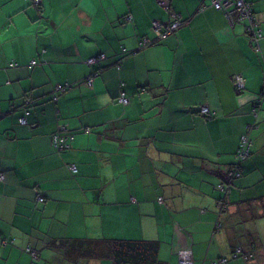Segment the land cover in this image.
I'll return each mask as SVG.
<instances>
[{"label": "crops", "instance_id": "0c3cea01", "mask_svg": "<svg viewBox=\"0 0 264 264\" xmlns=\"http://www.w3.org/2000/svg\"><path fill=\"white\" fill-rule=\"evenodd\" d=\"M248 1L264 34V0ZM174 15L183 25L159 40L153 21ZM143 37L155 41L139 49ZM260 49L211 0H0V264H179L183 248L194 264H262L264 102L253 108L264 35ZM253 124L252 154L224 196L218 184ZM59 128L75 135L63 153L51 143Z\"/></svg>", "mask_w": 264, "mask_h": 264}, {"label": "built area", "instance_id": "2783aa9c", "mask_svg": "<svg viewBox=\"0 0 264 264\" xmlns=\"http://www.w3.org/2000/svg\"><path fill=\"white\" fill-rule=\"evenodd\" d=\"M36 4L40 3V0H34ZM161 6H163L166 9H169V6L165 1L159 2ZM211 6L221 10L224 12L228 22L230 25H234L236 22H245L246 24V32L250 34L251 40L256 43V49L259 50V40L262 37V30L259 28V22L256 20L254 13L251 9V4L247 0H211ZM204 8H201L203 10ZM131 17L127 16L125 20H130ZM184 23V20H182L181 17L174 15L173 19L170 22H161V21H154L152 25L153 31L157 34V38L159 40L167 38L169 35L173 34L175 31H177ZM155 40L144 37L139 42V49H144L148 47L149 45L153 44ZM105 59L104 54H100L98 56L89 58L87 60L88 65H94L101 60ZM37 64L36 60L31 61V66H35ZM11 67H16V63L12 62L10 64ZM98 71L93 72L88 78L85 79L86 83L88 85L93 84L94 78L98 75ZM233 83L237 91L243 92L246 89V83L244 76L242 74H236L233 76ZM69 84L65 85H59L57 90L63 91L69 88ZM119 101L121 103H128L129 100L126 97L125 93L123 91L119 94ZM28 102H30V99H28ZM264 102V94L258 96L256 100L254 101V108H253V114L255 117L258 116V111L261 107V105ZM202 115L204 116H210L211 112L207 106H203L202 108ZM28 112L25 113L24 116L21 117L20 121L23 124L28 123ZM257 127L256 124H253L248 127L247 132H245L240 139L239 147L236 151V163L231 167L229 170L228 176L229 177H238L241 175V162L245 161L252 150L253 146V140L250 136V130ZM73 139L68 134H62L61 132H57L53 136V145L55 148H57L59 151H62L64 149H67L70 147V142ZM70 169L73 173H77V166L71 165ZM4 175L0 173V179H3ZM221 188L223 189L224 186L221 185ZM39 200H43L42 197H39ZM224 201L220 200L218 202L219 207L222 208ZM254 253L248 254V258L253 257ZM243 255V251L241 248H235L233 252V257L238 258ZM179 257V264H194L193 260V254L192 251L189 248H183L180 249L178 252ZM247 257V256H246ZM228 262L227 258H220L217 262H214V264H226Z\"/></svg>", "mask_w": 264, "mask_h": 264}, {"label": "trees", "instance_id": "16d2710c", "mask_svg": "<svg viewBox=\"0 0 264 264\" xmlns=\"http://www.w3.org/2000/svg\"><path fill=\"white\" fill-rule=\"evenodd\" d=\"M248 1V0H247ZM248 2H250V1H248ZM250 4H251V9H252V11H253V13H254V16H255V18H256V20L259 22V28L262 30V27H261V24H260V21L257 19V17H256V14H255V10H254V7H253V4L250 2ZM154 22V21H153ZM152 25H153V23H152ZM247 33V32H246ZM248 34V33H247ZM263 30H262V37L260 38V40L263 38ZM248 36L250 37V34H248ZM144 38V37H143ZM252 37H250V39H251ZM260 40H259V42H258V46H259V50H257L256 49V43H254L252 40H251V42H252V44H253V47H254V50L256 51V52H260L261 51V49H260ZM15 62V61H14ZM16 63V66L18 65V63L17 62H15ZM30 64V66H31V62L29 63ZM37 64H38V62H37ZM36 64V65H37ZM35 65V66H36ZM116 67H117V69H121V63L120 62H118L117 64H116ZM234 75H236V74H234ZM234 84V83H233ZM124 85V83L123 82H121V87ZM235 87V86H234ZM68 89V88H67ZM235 90H236V88H235ZM121 91H123L124 93H125V95H126V97L128 98V100H129V102L128 103H121L120 101H119V96H117V101L119 102V103H121V104H123V105H128L129 103H130V99H129V97H128V95H127V92L123 89V88H121V90H120V92ZM237 91V90H236ZM238 93H241V92H239V91H237ZM120 94V93H119ZM28 99H30V102H32V98H26V102H25V104L23 105V113H22V116H24L25 115V113L26 112H28V115L30 114V107H31V105H30V102H28ZM202 108L203 107H201L200 108V113L202 112ZM21 116V117H22ZM28 117V116H27ZM21 119V118H20ZM22 123V122H21ZM28 123H29V121H28ZM27 123V124H28ZM23 124V123H22ZM26 124V125H27ZM25 125V124H24ZM88 130H89V128H88ZM57 132H61L62 134H68V135H70L71 137H73V139L71 140V142H70V147L69 148H67V149H64V150H62V151H59L57 148H55L54 147V145H53V136H54V134H56ZM74 139H75V135H74V133H72V132H69L66 128H59L57 131H55L52 135H51V143H52V146L54 147V149L58 152V153H63V152H66L67 150H69V149H71L72 148V143H73V141H74ZM241 139V138H240ZM239 144H240V142H239ZM239 147V146H238ZM252 149H253V146H252ZM251 154H252V150H251V153H250V155H249V157L245 160V161H243V162H241L240 164H241V175L240 176H236V177H229L228 176V173H229V170L231 169V167L236 163L235 161H236V154H235V161L228 167V169L226 170V173H225V178L224 179H222V181L218 184V190H220V192L224 195V196H226V194H227V192H228V188H227V186L228 185H230L231 183H233L237 178H239V177H241L242 176V172H243V165H244V163L250 158V156H251ZM71 165H75V164H68V168H69V170L71 171V169H70V166ZM72 172V171H71ZM77 172H78V167H77ZM73 173V172H72ZM75 174V173H74ZM227 186H226V185ZM221 185H223L224 186V188L222 189L221 188ZM39 197H42L43 198V200L42 201H44L45 200V198L43 197V196H39ZM39 201H41V200H39ZM41 201V202H42ZM160 201H162V198H160ZM220 201V199L218 200V202ZM224 205H225V203H224ZM120 245H122L118 240L115 242V246H118V247H120ZM133 246L134 245H136V253H142V252H145L147 249H148V246L146 245V243H143V242H140V243H135V244H132ZM256 249V248H255ZM118 250H119V248H118ZM117 250V254H119L120 256L122 255L119 251ZM27 251L28 252H31L33 255H34V257H35V259H38L39 258V256H38V252L35 250V249H33V247H31V245H29L28 247H27ZM256 254V251H255V253H254V255ZM107 254H105V256H106ZM247 256V257H246ZM243 257H245L246 259H249L248 258V254H244L243 253ZM261 263L262 264H264V257L262 256L261 257Z\"/></svg>", "mask_w": 264, "mask_h": 264}]
</instances>
